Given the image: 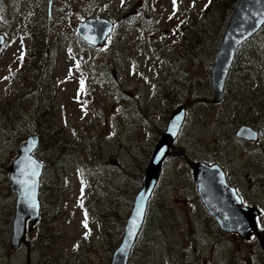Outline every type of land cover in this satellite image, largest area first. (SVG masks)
I'll use <instances>...</instances> for the list:
<instances>
[{
  "label": "rangeland",
  "instance_id": "374dc122",
  "mask_svg": "<svg viewBox=\"0 0 264 264\" xmlns=\"http://www.w3.org/2000/svg\"><path fill=\"white\" fill-rule=\"evenodd\" d=\"M48 5L0 0V264H111L154 149L180 106L185 125L128 264H264L259 246L226 236L207 214L192 169L223 165L264 218V27L238 50L215 103L211 74L230 18L218 0H177L175 9L173 0ZM101 18L116 30L92 48L77 28ZM243 126L257 130L259 141L238 139ZM39 130L52 144L44 153L53 167L41 178V217L13 250L8 169Z\"/></svg>",
  "mask_w": 264,
  "mask_h": 264
},
{
  "label": "water",
  "instance_id": "95a60500",
  "mask_svg": "<svg viewBox=\"0 0 264 264\" xmlns=\"http://www.w3.org/2000/svg\"><path fill=\"white\" fill-rule=\"evenodd\" d=\"M52 0L49 2V10ZM264 26V0H239L226 27L221 45L212 69L214 102L221 100L229 71L238 48ZM115 29V24L107 19H87L78 28L80 38L90 47L102 48ZM5 37L0 36V48ZM186 119V108L180 106L172 113L164 134L156 145L150 163L142 180V189L135 197L133 208L124 228L123 239L115 251L111 264H128L132 249L142 230L148 202L160 179L163 164L177 140ZM238 139L258 142L259 134L250 127L243 126L236 133ZM40 138L30 135L19 150L17 158L8 169L10 192L16 196L11 247L18 250L26 243L28 224L34 226L40 219L42 202L40 199L43 163L36 157ZM200 197L206 209L214 216L222 231L238 234L248 239L258 231L257 207H246L231 187L221 167L206 163L192 165ZM141 205L143 212L137 215ZM135 221V225H133Z\"/></svg>",
  "mask_w": 264,
  "mask_h": 264
},
{
  "label": "flooded vegetation",
  "instance_id": "af4514ba",
  "mask_svg": "<svg viewBox=\"0 0 264 264\" xmlns=\"http://www.w3.org/2000/svg\"><path fill=\"white\" fill-rule=\"evenodd\" d=\"M235 63V61L233 62V64ZM233 66V65H232ZM231 69H232V67H231ZM231 69H230V71H231ZM230 71H229V73H230ZM228 78H229V74H228ZM228 78H227V81H228ZM226 84H227V82H226ZM224 93H225V91H224ZM224 93H223V95H224ZM199 163H206V162H199ZM206 164H208V165H210V166H214V165H217V166H221V169L224 171V173H225V177H226V181H227V183L231 186V187H233V188H235L236 190H237V194L239 195V197L242 199V202H243V204L246 206V207H256V206H254V205H249V204H247L245 201H244V199L241 197V195H240V193H239V191H238V185H237V187H235V186H232L231 185V183H230V178H229V174H228V171L225 169V167L223 166V165H220V164H217V163H206ZM192 169H193V167H192ZM193 178H194V181H195V177H194V169H193ZM195 184H196V186H197V194H198V198L200 199V201L202 202V204H203V206H204V208H205V210H206V212H207V214L210 216V217H212V219L216 222V224L219 226V223H218V221H217V219L214 217V216H212L211 215V213L206 209V207H205V205H204V203H203V201H202V199H201V197H200V194H199V191H198V185H197V183H196V181H195ZM258 207V206H257ZM259 208V207H258ZM260 209V208H259ZM260 211V216L257 218V226H258V231L257 232H253L252 233V235L248 238V239H244V238H242V237H240L238 234H228V233H225L224 231H223V233L226 235V236H232V237H239V238H241V239H243L244 241H247V242H252V244H256L257 245V247L259 246L261 249H262V251L264 252V218H263V211L260 209L259 210ZM219 228H220V226H219ZM30 228H28V230H29ZM221 229V228H220ZM222 230V229H221ZM27 234H28V232H27Z\"/></svg>",
  "mask_w": 264,
  "mask_h": 264
},
{
  "label": "trees",
  "instance_id": "16d2710c",
  "mask_svg": "<svg viewBox=\"0 0 264 264\" xmlns=\"http://www.w3.org/2000/svg\"><path fill=\"white\" fill-rule=\"evenodd\" d=\"M238 2H239V0H218V4L220 6H224L227 10V14H226L227 18H228V16H231V14L234 12ZM251 41H253V40H250L248 43H250ZM239 56H240L239 54L236 56L235 62L237 61ZM41 59H45V54H42ZM170 92L173 94L172 90ZM42 116H44V115H42ZM39 118L40 117H38L37 127L42 125V123H40V121H39ZM39 132H40V134H39L40 135V143H39V149H38V152L36 154V157L43 163L44 171H49L51 169V167H53V164H52L53 158H47L44 151L48 150L52 146V144L50 146H48V142H49L48 139L49 138L45 137V135L43 134L44 130H39ZM53 135L54 134L51 133V136H53ZM70 148L71 147H69V149ZM54 163H57V160H54ZM41 188L42 189L45 188V182L41 183Z\"/></svg>",
  "mask_w": 264,
  "mask_h": 264
},
{
  "label": "snow or ice",
  "instance_id": "6c2138e0",
  "mask_svg": "<svg viewBox=\"0 0 264 264\" xmlns=\"http://www.w3.org/2000/svg\"><path fill=\"white\" fill-rule=\"evenodd\" d=\"M122 3H123V0H122ZM176 3H177V0H173V7H174V9H175ZM173 14H175V13H173ZM171 18H172V17H169V19H171ZM21 59H22V57H21ZM77 67H79L78 64H77ZM83 83H84V82L81 81V90H83ZM142 212H143V206L141 205V207H140V209H139L137 215H140ZM133 225L136 226V225H135V221H133ZM85 227H87V224H85Z\"/></svg>",
  "mask_w": 264,
  "mask_h": 264
},
{
  "label": "bare ground",
  "instance_id": "6f19581e",
  "mask_svg": "<svg viewBox=\"0 0 264 264\" xmlns=\"http://www.w3.org/2000/svg\"><path fill=\"white\" fill-rule=\"evenodd\" d=\"M185 108H186V107H185ZM171 116H172V115H171ZM170 119H171V118H170ZM169 121H170V120H169ZM168 123H169V122H168ZM167 125H168V124H167ZM247 127H248V126H247ZM239 129H240V128H239ZM251 129H252V128H251ZM252 130H254V129H252ZM254 131H257V130H254ZM237 132H238V131H237ZM237 132H236V133H237ZM257 132H258V131H257ZM39 138H40V136H39Z\"/></svg>",
  "mask_w": 264,
  "mask_h": 264
}]
</instances>
